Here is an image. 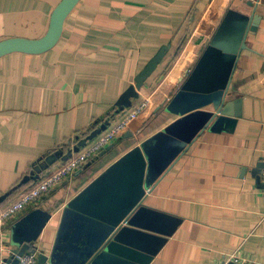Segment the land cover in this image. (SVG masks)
Instances as JSON below:
<instances>
[{
	"label": "crops",
	"instance_id": "crops-1",
	"mask_svg": "<svg viewBox=\"0 0 264 264\" xmlns=\"http://www.w3.org/2000/svg\"><path fill=\"white\" fill-rule=\"evenodd\" d=\"M60 1L0 0V41L41 38ZM247 1L79 0L53 48L0 57V198L96 120L102 129L148 102L127 130L138 129L116 140L101 166H84L7 223L6 246L35 226L51 264H77L117 230L138 229L154 238L148 257L132 245L101 264H264V188L251 174L264 157V3L233 74L230 124L214 119L196 138L209 116L188 127L198 111L215 112L187 104L188 93L204 92L202 72L214 70L217 56L215 89L224 88L243 34L235 21L252 11ZM150 166L164 167L147 177ZM7 256L0 252V264Z\"/></svg>",
	"mask_w": 264,
	"mask_h": 264
},
{
	"label": "water",
	"instance_id": "water-1",
	"mask_svg": "<svg viewBox=\"0 0 264 264\" xmlns=\"http://www.w3.org/2000/svg\"><path fill=\"white\" fill-rule=\"evenodd\" d=\"M79 2V0H61L60 3L56 6L54 9L51 19H50V24L47 32L42 36L41 38L37 39H30V38H23V37H13V38H8L0 41V57L3 55H6L11 52H25V53H43L51 48H53L57 42L59 41L61 35H62V30L64 26L65 19L69 15V13L74 9L76 4ZM260 3V4H259ZM264 0H249L247 1V5L252 8V11L250 15H240L238 19L235 21V30L238 31H243L242 37H241V43L240 46L238 47V52H236V60L233 65L232 71L230 73V76H224L223 79L226 77L228 78L227 85L223 89H215V86L219 85V81L222 72L220 73L218 71L211 72L210 67L206 68L202 72V78L201 81L204 84V92L202 93H197V92H190L188 93V101L187 104H212L214 107L215 112H207V111H198L195 113L192 117V122L189 127V129H195L198 124L201 123L203 120L204 116H209V119L205 122L199 133L195 136L198 137L200 133H202L209 125L210 123L215 120V123H217L220 128L224 126H228L230 124V119L229 117L231 116V113L229 111L230 106L232 105V102H228L227 96L229 89L231 87V82L233 78L234 71L237 66V61L239 56L241 55L242 51L247 48L246 44V38L249 33L256 32L258 29V25L260 23V20L262 18L261 15V8L263 6ZM236 36V33L234 34ZM160 61L159 56L156 58L152 59L149 64L146 66V68L141 72L136 80V88L140 89L145 81V79L152 73V71L156 68ZM213 68L214 66L211 65ZM220 75V77H219ZM130 95L133 96L136 94L135 88L130 89ZM211 115V116H210ZM216 124V125H217ZM110 123L108 122L106 126H103L102 129L96 130L90 136L91 141L98 135L100 134L103 130H105ZM187 127V129H188ZM138 128L133 127L129 130H126L125 132L122 133L121 136L117 138V140H120L122 138H127L131 137L133 135V132L136 131ZM194 138V139H195ZM193 139V140H194ZM81 146L86 145V140H83L80 142ZM114 144L112 143L110 146H108L106 149H103L100 153V155H105L108 150L111 149V147ZM75 151H79V147H74L73 148ZM72 150L67 154L63 155L62 151H58L56 153H51L49 155H46L44 157L43 162H41L39 165L35 166H41V168H36L33 174L38 172H42V170L47 169L49 166H52L54 163L57 161H66L72 156ZM164 166H150L149 167V172L147 174V177H151L156 175L158 172V168L162 170ZM170 167V166H169ZM264 169V157L261 158L256 165L251 169V174L252 177L255 180V186L258 188H264V181L261 179V171ZM168 170V167H167ZM165 170V172L167 171ZM82 171V169H80ZM28 180V177L24 179V181ZM11 191H9L7 194L2 196L0 198V202L3 201L8 194ZM144 211L142 209L138 212V214H141L142 216ZM147 217V214H143V216ZM139 216V217H140ZM25 228V227H24ZM24 228H20V231L18 233V238L16 242V246L12 248L11 253L9 256L5 257L3 260V264H18L19 259L17 256H21L24 253L31 251L35 252L38 248V246L35 244V226L30 229L27 228L24 230ZM30 230V231H28ZM28 231V233H26ZM26 233V234H25ZM154 238L150 236L149 234L143 233L141 230L138 229H121L117 230L115 234L112 236L110 242L106 244L105 248L102 250V252H98L94 254L92 257L89 256H83L81 259H78L77 264H101L104 262V260L108 259H115L116 256H121L123 254V250H125L126 247L134 245L135 247H138L139 245H142L141 250L144 251V255L148 257L151 253L150 247L146 245L150 240H153ZM130 248V247H129ZM53 259L51 258V255H47L46 253L40 251L38 254V261L37 264H49L50 260ZM51 264V262H50Z\"/></svg>",
	"mask_w": 264,
	"mask_h": 264
},
{
	"label": "built area",
	"instance_id": "built-area-1",
	"mask_svg": "<svg viewBox=\"0 0 264 264\" xmlns=\"http://www.w3.org/2000/svg\"><path fill=\"white\" fill-rule=\"evenodd\" d=\"M147 105L148 102L143 101L129 109L118 121L111 123L104 131L87 143L82 151H78L66 161L54 163L53 167L38 181L22 191L7 205L0 207V252H9L10 254L12 251L11 248L5 245L3 240V232L9 221L43 195L49 194L56 187L63 184L74 173L82 169L92 157L101 153L103 149H106L115 142L137 120ZM260 176L262 181H264V169L261 171ZM39 252L40 250L37 248L35 252L28 251L21 256H17L19 259L18 264H37ZM229 261H225L224 264H237L236 262Z\"/></svg>",
	"mask_w": 264,
	"mask_h": 264
},
{
	"label": "trees",
	"instance_id": "trees-1",
	"mask_svg": "<svg viewBox=\"0 0 264 264\" xmlns=\"http://www.w3.org/2000/svg\"><path fill=\"white\" fill-rule=\"evenodd\" d=\"M182 45L183 44H180V47ZM101 121L102 119L96 120V122H94L90 127L86 128L82 133L78 134V136L74 139L72 144L62 145L60 149L63 155H67L72 150L73 147H81L80 142H82L83 140H86V144L89 143L91 141L90 136H92V134L99 129V125ZM49 154L51 153H48L46 155ZM46 155L44 157H46ZM102 157H104V155H100V153L97 154L96 156L92 157L85 166H101ZM52 167L53 166H49L44 171L34 174L32 173L34 172V169L32 167V169L26 175H24V177L14 186V188H12L8 196L3 201L0 202V207L7 205L9 202L14 200L22 191L26 190L29 186H31L33 183L38 181L42 176H44L48 172V170L51 169ZM26 177H28V180L24 181Z\"/></svg>",
	"mask_w": 264,
	"mask_h": 264
},
{
	"label": "rangeland",
	"instance_id": "rangeland-1",
	"mask_svg": "<svg viewBox=\"0 0 264 264\" xmlns=\"http://www.w3.org/2000/svg\"><path fill=\"white\" fill-rule=\"evenodd\" d=\"M240 46V45H239ZM238 52V51H237ZM215 57V56H214ZM217 58L218 59H215L214 60V62L215 63H212V64H210V65H213L214 66V70L215 71H217V73H218V70H217V68H219V65H222V63H223V59H222V57L221 56H217ZM209 61V59H207L205 62H204V67H205V65H206V63ZM234 63H235V61H234ZM209 64V63H208ZM232 68H233V66H232ZM232 68H231V70L230 71H228V78H229V76H230V73H231V71H232ZM210 69V68H209ZM213 73H214V71L212 70V69H210ZM219 72L221 73V71L219 70ZM219 77H220V75H219ZM228 78H227V80H226V83H225V85H224V87H226V85H227V81H228Z\"/></svg>",
	"mask_w": 264,
	"mask_h": 264
},
{
	"label": "flooded vegetation",
	"instance_id": "flooded-vegetation-1",
	"mask_svg": "<svg viewBox=\"0 0 264 264\" xmlns=\"http://www.w3.org/2000/svg\"><path fill=\"white\" fill-rule=\"evenodd\" d=\"M114 143V142H113Z\"/></svg>",
	"mask_w": 264,
	"mask_h": 264
}]
</instances>
